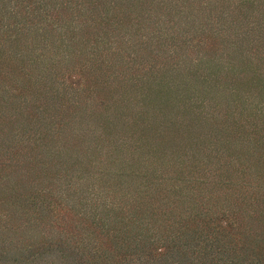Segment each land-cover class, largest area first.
Returning a JSON list of instances; mask_svg holds the SVG:
<instances>
[{"label": "rangeland", "instance_id": "374dc122", "mask_svg": "<svg viewBox=\"0 0 264 264\" xmlns=\"http://www.w3.org/2000/svg\"><path fill=\"white\" fill-rule=\"evenodd\" d=\"M97 1L0 10V264H264V0Z\"/></svg>", "mask_w": 264, "mask_h": 264}, {"label": "trees", "instance_id": "16d2710c", "mask_svg": "<svg viewBox=\"0 0 264 264\" xmlns=\"http://www.w3.org/2000/svg\"><path fill=\"white\" fill-rule=\"evenodd\" d=\"M11 1L12 0H0V10H6L7 9V5L9 6V4L11 3ZM107 1H109V0H104V3H102L100 0L99 1H97L99 4H103V6L105 5V4H107ZM94 10V9H93ZM132 10V9H131ZM130 10V11H131ZM0 51L2 52V54L4 55L5 53H9V54H14V56H16V54H17V50H14V48L11 46V43L13 42V41H15V40H11V41H8V42H5L6 40H4V39H2L1 37H0ZM0 58H3V57H0ZM163 83V82H162ZM175 83L173 82V80L171 79V81L170 80H167V81H165L164 83H163V85L161 84L160 85V87L161 88H159V90H161L162 92H165V93H167V94H162L161 95V97H160V101L164 104V107L163 108H168V107H173V108H175L174 107V105H172V104H169V105H167V103L166 102H168V101H170V99H169V96H168V92H170L171 94H176V92L178 91V89L179 88H175ZM171 89H174V91H171ZM208 89H209V87H208ZM183 91V90H182ZM187 91V89H185V92ZM184 92V91H183ZM209 93V92H208ZM214 93V92H213ZM185 96H187V95H185ZM214 96H215V93H214ZM164 115V114H163ZM199 128V127H198ZM203 128V127H202ZM201 129V128H200ZM222 133H225V131H222ZM120 182V184L122 183V181H119ZM140 205V204H139ZM138 205V206H139ZM124 214H127V213H124ZM131 220V222L130 223H133V222H136V221H134L133 219H130ZM123 223H125L124 221H123ZM137 234V233H136Z\"/></svg>", "mask_w": 264, "mask_h": 264}]
</instances>
